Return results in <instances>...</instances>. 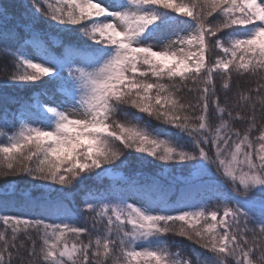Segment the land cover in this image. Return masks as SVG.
I'll use <instances>...</instances> for the list:
<instances>
[{
  "label": "snow or ice",
  "instance_id": "1",
  "mask_svg": "<svg viewBox=\"0 0 264 264\" xmlns=\"http://www.w3.org/2000/svg\"><path fill=\"white\" fill-rule=\"evenodd\" d=\"M19 7L0 178L28 186L0 185V264H264V0ZM133 154L159 170L103 186Z\"/></svg>",
  "mask_w": 264,
  "mask_h": 264
},
{
  "label": "trees",
  "instance_id": "2",
  "mask_svg": "<svg viewBox=\"0 0 264 264\" xmlns=\"http://www.w3.org/2000/svg\"><path fill=\"white\" fill-rule=\"evenodd\" d=\"M5 4H7L10 8V11L19 14L23 11L22 8L19 7V5L23 2V0H3ZM3 46L0 45V48ZM14 47V46H13ZM11 57H6L3 55V53H0V81L4 80L12 71V63ZM7 94L10 97H15L17 100H20L21 102L26 101L29 97H31L34 93H36L38 90L35 88H26V89H18V88H10L7 89ZM19 107L18 104H9L8 105V111H9V126L7 128L2 129V131L11 134L15 129L13 125H15V121L13 120V115H16V119L19 120V113L17 112V108ZM18 127V125H16ZM5 140L4 136H0V142H3ZM130 164L126 168L122 169H116L111 174L115 175H109L104 181L103 186L112 185L114 187H120L123 185V181H121V177L124 178H131L133 177L134 173L140 171L147 174H154L159 169L156 166V164H148L145 162L143 165H141L136 159L135 154L133 156L129 157ZM158 163V162H157ZM175 174H180L174 170ZM9 180H16L17 183L21 188H26L28 186L25 179L21 177H7L6 179L0 178V185H3L7 183ZM117 181H121V184L118 185ZM86 187H90L93 190L96 188H102L101 185L95 184L92 181L87 182ZM77 203H79V198L77 199ZM217 202L213 201L210 203V207H213L216 205ZM82 223V222H78ZM91 224V221H89V225ZM170 240H176L177 242H181V238L179 237H169ZM182 243L187 246L189 242L182 241Z\"/></svg>",
  "mask_w": 264,
  "mask_h": 264
},
{
  "label": "rangeland",
  "instance_id": "3",
  "mask_svg": "<svg viewBox=\"0 0 264 264\" xmlns=\"http://www.w3.org/2000/svg\"><path fill=\"white\" fill-rule=\"evenodd\" d=\"M110 175H115V174H111V173H110Z\"/></svg>",
  "mask_w": 264,
  "mask_h": 264
}]
</instances>
